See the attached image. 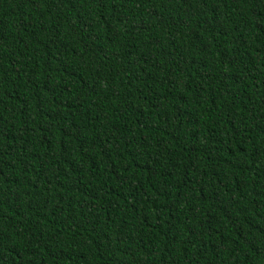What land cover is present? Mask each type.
Listing matches in <instances>:
<instances>
[{"label": "trees", "instance_id": "1", "mask_svg": "<svg viewBox=\"0 0 264 264\" xmlns=\"http://www.w3.org/2000/svg\"><path fill=\"white\" fill-rule=\"evenodd\" d=\"M0 264H264V0H0Z\"/></svg>", "mask_w": 264, "mask_h": 264}]
</instances>
